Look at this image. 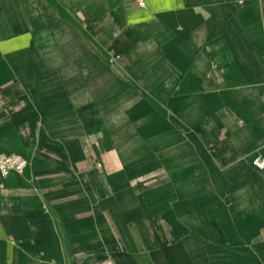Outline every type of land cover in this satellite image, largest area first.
<instances>
[{
    "label": "crops",
    "instance_id": "crops-1",
    "mask_svg": "<svg viewBox=\"0 0 264 264\" xmlns=\"http://www.w3.org/2000/svg\"><path fill=\"white\" fill-rule=\"evenodd\" d=\"M0 154V264H264V0H0Z\"/></svg>",
    "mask_w": 264,
    "mask_h": 264
},
{
    "label": "built area",
    "instance_id": "built-area-1",
    "mask_svg": "<svg viewBox=\"0 0 264 264\" xmlns=\"http://www.w3.org/2000/svg\"><path fill=\"white\" fill-rule=\"evenodd\" d=\"M142 6L143 2H139ZM28 161L21 155L12 154L5 155L0 154V177L6 178L11 173L22 174L27 166ZM253 165L258 169L264 168V159L261 157H256L253 160Z\"/></svg>",
    "mask_w": 264,
    "mask_h": 264
}]
</instances>
